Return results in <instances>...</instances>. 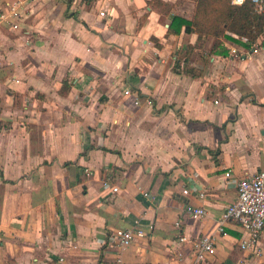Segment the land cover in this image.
Masks as SVG:
<instances>
[{
	"label": "crops",
	"instance_id": "0c3cea01",
	"mask_svg": "<svg viewBox=\"0 0 264 264\" xmlns=\"http://www.w3.org/2000/svg\"><path fill=\"white\" fill-rule=\"evenodd\" d=\"M18 1L19 27L0 26V264H192L178 238L201 235L215 253L198 264H264V227L259 255L234 221L216 232L237 181L264 170V48L168 31L196 0L0 11ZM118 227L145 235L119 250Z\"/></svg>",
	"mask_w": 264,
	"mask_h": 264
},
{
	"label": "built area",
	"instance_id": "2783aa9c",
	"mask_svg": "<svg viewBox=\"0 0 264 264\" xmlns=\"http://www.w3.org/2000/svg\"><path fill=\"white\" fill-rule=\"evenodd\" d=\"M80 3L87 0H75ZM245 0H232L234 4H242ZM257 4L258 9H261V0H251ZM21 1L11 5L7 11H0V26L11 27L17 29V20L20 17L19 10L21 8ZM100 15H104L102 12ZM264 48V32L250 44L251 53H258ZM230 54L233 57H240L241 52L237 49H230ZM130 89L126 88L124 94H129ZM217 103V101H215ZM136 103H138L136 101ZM230 173H225L228 177ZM109 181H103L104 186H109ZM237 196L233 202L228 204L224 209L219 219V225L216 229L217 233L223 231V225L227 221H234L241 228L243 237L239 242V247L242 250L250 251L259 255L258 239L264 227V170H259L250 177L242 178L236 183ZM113 191L117 188L113 187ZM182 193L187 195L188 189H183ZM147 196L148 193H143ZM200 198L204 197L203 192L198 191ZM187 210L195 219L201 218L206 215L203 207H188ZM175 225L179 227V222ZM145 231L141 228H114L110 234V243L112 246L117 247L119 250L128 248L135 238L143 237ZM180 242H189L191 249L194 252V260L192 264H198L208 254L215 253V236L214 235H201L198 237L187 239L184 236H179ZM119 261V260H118Z\"/></svg>",
	"mask_w": 264,
	"mask_h": 264
},
{
	"label": "trees",
	"instance_id": "16d2710c",
	"mask_svg": "<svg viewBox=\"0 0 264 264\" xmlns=\"http://www.w3.org/2000/svg\"><path fill=\"white\" fill-rule=\"evenodd\" d=\"M147 4L159 12H168V5L161 0H149ZM260 5L262 7L258 9L251 0L239 5L232 3V0H196L193 19L186 20L175 15L168 31L178 32L184 25L185 31H195L199 39L202 36L224 37L230 42L246 46L264 32V0H261ZM215 46H219V43L215 42ZM188 48L192 49L191 46ZM226 52L224 50L222 54Z\"/></svg>",
	"mask_w": 264,
	"mask_h": 264
}]
</instances>
